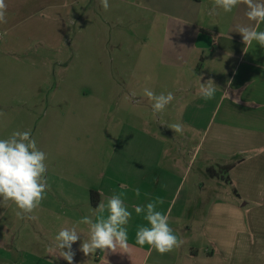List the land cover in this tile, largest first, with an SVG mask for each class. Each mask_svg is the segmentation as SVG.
I'll use <instances>...</instances> for the list:
<instances>
[{"label": "crops", "instance_id": "crops-1", "mask_svg": "<svg viewBox=\"0 0 264 264\" xmlns=\"http://www.w3.org/2000/svg\"><path fill=\"white\" fill-rule=\"evenodd\" d=\"M82 1L58 0L61 37L66 36L67 19L71 20L73 15L81 18ZM6 3L7 23L0 24V31L7 32V36L0 39V51L5 54L24 51L20 45L24 36L15 35L13 30L24 25L35 8H49L48 0H6ZM89 3L90 7L98 6V0ZM214 3L215 0H109V10L119 12L116 14L119 26H123L132 6L133 13L148 21L152 19L150 25L164 28L149 39L153 53L145 54L154 60V67L141 70L143 80L137 78L131 86L122 85L128 96L140 97L135 102L145 104L140 105L145 106L144 110L138 106L135 120L141 124L153 121L155 128L151 132L150 128H134L123 122L126 131L118 137L122 146L109 153L120 164L113 166L111 157V162L100 171L99 182L87 187L94 203L89 198L88 204L82 206L84 212H79L82 217L74 215L70 221L87 238V226L79 221L93 216L101 200L106 202L111 195L123 192L124 202L132 212L127 225L129 252L106 256L97 250L94 255L84 254L83 260L74 256L73 264H257V252L264 255V206L261 207L264 204V48L253 42L245 52L241 34L234 31L241 24L256 26L246 16V5L240 4L230 13L217 9L219 15H215L210 14ZM259 29L264 30V23ZM198 77L202 78L201 83L211 79L218 87L213 99L205 100L196 94ZM155 85L165 89L157 90ZM145 88L156 95L171 92L174 99L154 115L153 100L144 94ZM176 123L183 125V133L170 128ZM131 139L137 141V146L129 147ZM199 157L198 171L207 173L209 182L192 181L186 186L184 178L189 166ZM226 166L231 167L226 171ZM210 180L227 184L233 200L213 201L201 215V223H194L187 204L192 198H210ZM137 188L139 197L134 191ZM218 193L216 190L214 198H224ZM157 199L164 201L158 210L169 216V226L184 241L181 247L165 254L147 244H136L137 228L147 226V222L143 214L135 213L133 205L142 206ZM248 215L250 224L243 226ZM258 218L262 221H257ZM226 219L230 224H226ZM51 237L53 244L55 237L51 235L43 240ZM83 239L81 235L80 240ZM206 245L211 249L206 250ZM6 248L10 254L18 252L12 245ZM8 255L5 264L18 257Z\"/></svg>", "mask_w": 264, "mask_h": 264}, {"label": "rangeland", "instance_id": "rangeland-1", "mask_svg": "<svg viewBox=\"0 0 264 264\" xmlns=\"http://www.w3.org/2000/svg\"><path fill=\"white\" fill-rule=\"evenodd\" d=\"M57 2L48 0L49 8H35L24 25L14 28L15 35L24 36L20 43L24 51H0V139L15 131L30 130L37 147L47 154L50 185L45 199L31 214L36 219L18 218L12 202L0 204V264H5L8 254L18 257L7 264H45L41 257L52 264L68 263L49 254L52 237L43 238L55 237L65 221L72 226L74 215L82 217L79 212H84L82 206L90 198L87 187L99 182L104 165L111 162L113 155L109 153L122 144L118 137L126 131L123 122L134 128H150L151 132L155 128L153 121L141 124L135 120L138 106L145 104L135 102L140 97L128 96L122 85L131 86L137 78L143 80L141 70L154 67V60L145 54L153 53L149 39L163 32V26L150 25L152 19L133 13L132 6L123 26H119V12L105 10L100 0L95 7L83 0L81 18L73 15L67 19L66 36L61 37ZM166 86L169 90V82ZM140 107L144 110L145 106ZM133 146L137 141L131 139L129 147ZM199 160L190 164L184 178L186 186L192 181L209 182L207 173L198 171ZM112 161L113 166L118 163L116 156ZM210 187V198H192L187 204L194 223H201V215L213 201L233 200L227 184L210 180ZM202 190L207 192V186ZM216 190L224 198H214ZM226 224L230 220L226 219ZM244 224L249 226V215ZM82 242L78 240L72 246L74 256L81 260L85 258L80 251ZM7 245L18 252L10 254ZM205 248L210 250L211 246ZM260 254L258 251L257 264H264V255Z\"/></svg>", "mask_w": 264, "mask_h": 264}, {"label": "clouds", "instance_id": "clouds-1", "mask_svg": "<svg viewBox=\"0 0 264 264\" xmlns=\"http://www.w3.org/2000/svg\"><path fill=\"white\" fill-rule=\"evenodd\" d=\"M102 7L108 10L109 0H100ZM247 7L246 16L248 20L256 23L255 27L237 25L235 30L242 36L246 45L244 51L251 47L253 42L264 48V30L259 25L264 23V0H215L210 14L219 15L217 9L230 13L238 5ZM6 0H0V24L7 23ZM7 36V32L0 33V39ZM198 77V88L196 94L205 100L214 98L217 86L209 79L201 83ZM229 85L231 81L228 82ZM226 92V91H225ZM144 94L153 100V114L161 113L174 99L171 92L156 95L153 91L145 88ZM227 94V92H226ZM238 102V101H236ZM175 133H183L184 128L180 123L170 126ZM47 154L37 147L36 140L31 137V131H15L8 138L0 139V204L7 205L12 202L18 211L16 216L20 219H36L31 215L39 208L45 199L46 192L50 190L47 173ZM122 187H126L123 186ZM137 197L140 189L134 190ZM100 195H103L102 193ZM147 195V194H146ZM124 193L113 194L104 202L101 200L94 209L93 216H85L79 224L87 226V238L78 230V225L62 227L54 238L49 248V254L54 258H63L68 264H73L74 251L72 246L83 235L84 239L80 245V251L86 256L95 254L97 250L106 256L109 253H128L127 225L132 217V212L123 199ZM164 203L163 199L150 201L146 205H133L137 215L143 214L147 226L140 225L136 231V244L149 245L160 254H165L178 249L184 241L174 234L169 226V216L158 210V205ZM105 213L107 215H105ZM57 219H60L57 217Z\"/></svg>", "mask_w": 264, "mask_h": 264}, {"label": "trees", "instance_id": "trees-1", "mask_svg": "<svg viewBox=\"0 0 264 264\" xmlns=\"http://www.w3.org/2000/svg\"><path fill=\"white\" fill-rule=\"evenodd\" d=\"M231 166H226L224 169H226V171L230 168ZM210 173V175L212 176V174H213V172L211 171V172H209ZM90 198H91V201L94 203V200H93V194L91 193V195H90Z\"/></svg>", "mask_w": 264, "mask_h": 264}]
</instances>
